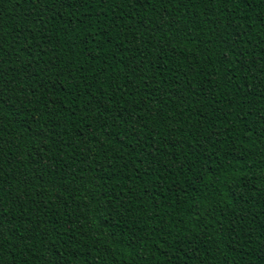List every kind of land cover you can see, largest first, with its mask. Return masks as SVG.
Masks as SVG:
<instances>
[{"label":"trees","instance_id":"1","mask_svg":"<svg viewBox=\"0 0 264 264\" xmlns=\"http://www.w3.org/2000/svg\"><path fill=\"white\" fill-rule=\"evenodd\" d=\"M0 264H264V0H0Z\"/></svg>","mask_w":264,"mask_h":264}]
</instances>
